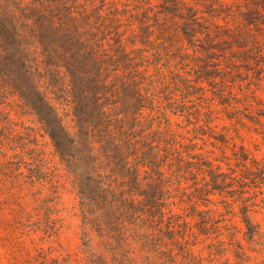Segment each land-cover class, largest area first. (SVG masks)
Returning <instances> with one entry per match:
<instances>
[{"label":"trees","instance_id":"1","mask_svg":"<svg viewBox=\"0 0 264 264\" xmlns=\"http://www.w3.org/2000/svg\"><path fill=\"white\" fill-rule=\"evenodd\" d=\"M237 1L0 0L9 264H212L195 249L233 218L264 248V159L234 143L264 148V0ZM38 136L77 199L74 257L50 244L58 183ZM30 235L48 247L32 255Z\"/></svg>","mask_w":264,"mask_h":264},{"label":"rangeland","instance_id":"2","mask_svg":"<svg viewBox=\"0 0 264 264\" xmlns=\"http://www.w3.org/2000/svg\"><path fill=\"white\" fill-rule=\"evenodd\" d=\"M223 1L227 4L238 2L237 0ZM24 121L26 122L27 126H32L30 124V122H32L31 119L26 118ZM239 137L240 138L234 140L236 145H243L257 160L264 159V148L261 149L260 152H256L254 150L255 146H258L261 142L259 138L246 134L245 132H241ZM38 148L41 151L44 160L48 163L49 169L55 171L56 181L58 183V186H56L54 189H58L57 193H59L58 199L56 200L57 205L55 208L54 221H58L57 226H61V229L58 236L50 241V244L52 247L57 248L59 252L74 257L79 251L80 233L77 199L67 183L68 181L64 175V172L62 171V167L54 155L48 140L38 136ZM228 154H230V152H228ZM7 188H9V186H7L6 180L0 176V189L3 191ZM41 190L42 189L40 186L33 188L34 192H46V194H49L50 192L48 191H52L53 188L50 189V186L47 185L45 190ZM260 199L261 198H258L256 201L258 207L255 208L256 214L252 216V219L253 222L259 226L261 233L264 235V205L260 203ZM235 211L238 213V209H235ZM230 218L231 217H228V219ZM10 219L11 218L8 217L6 221ZM228 225L229 232H224V236L222 238H217L212 242L208 241L206 243H202L196 247L195 252L197 254L200 253L201 256L207 260L209 258V252L212 251V258H214L210 260L212 261V264H236V257L239 254L240 248H242L251 258L250 262L247 264H264V248H260L259 245L249 242L248 238H246L244 235L245 229L239 223V219H231ZM30 237V241L33 242V244L28 245L27 240L26 244L29 246L32 255L36 246H40L44 249L48 247V243H42L38 241V237H34L33 235H30ZM4 238L5 233L3 236V241L0 242V258L3 264H9L8 261H11V259L7 260V258L4 257L6 253ZM26 261L24 263L21 262V264H26Z\"/></svg>","mask_w":264,"mask_h":264}]
</instances>
